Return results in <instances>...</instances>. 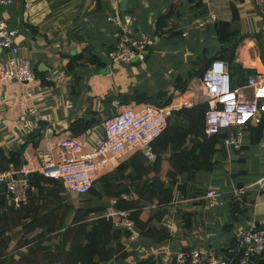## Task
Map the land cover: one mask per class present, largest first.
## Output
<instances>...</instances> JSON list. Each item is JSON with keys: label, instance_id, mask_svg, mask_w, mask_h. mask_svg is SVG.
Masks as SVG:
<instances>
[{"label": "crops", "instance_id": "crops-1", "mask_svg": "<svg viewBox=\"0 0 264 264\" xmlns=\"http://www.w3.org/2000/svg\"><path fill=\"white\" fill-rule=\"evenodd\" d=\"M109 11V0H13L10 5H0V23L19 30L16 43L20 56L32 60L35 73L32 82L0 78V148L6 155L28 141L24 151L41 159L46 141L68 131L77 118L95 112L101 120L95 127L100 126L104 118L125 106L140 104L136 98L141 93H164L173 96L172 100L191 98L195 104L207 102L202 91L204 74L199 72L230 45L220 40L216 29L219 21H229L230 30L238 32L232 39L238 41L234 58L237 71L229 65L234 81L236 78L240 84L242 74L247 79L252 72L264 73V0H129L125 11L134 17L133 28L155 41L142 57L129 63H111L108 58L120 39L118 28L108 20ZM210 14L217 15L216 22L199 27L198 20ZM6 53L0 50V62H5ZM44 78L48 83H42ZM179 78L187 81L184 92L175 87ZM30 90L33 96L27 94ZM178 120L171 117L172 122ZM33 132L39 134L35 140ZM244 133L241 149H219L214 169L198 171L188 182L187 194L176 190L169 213L162 221L152 222L155 227L167 228L169 238L155 241L135 229L123 239L131 254L105 264H137L149 256L155 264H172L179 250L194 248L202 249L205 256H223L234 247L239 226H248L253 215L264 220V191L251 187L243 200L236 201L231 195L235 185H249L264 174V157L251 151L264 150L250 145L248 127ZM171 147L162 153L164 157L171 154ZM213 188L223 193L215 207L206 198ZM110 202L107 209L115 199ZM146 207L155 205L148 203Z\"/></svg>", "mask_w": 264, "mask_h": 264}, {"label": "trees", "instance_id": "trees-1", "mask_svg": "<svg viewBox=\"0 0 264 264\" xmlns=\"http://www.w3.org/2000/svg\"><path fill=\"white\" fill-rule=\"evenodd\" d=\"M237 16L234 12L235 19ZM164 19L165 16L161 17V22ZM216 24L220 40L230 45L214 59L224 57L232 65L238 43L232 39L238 32L230 30L229 21ZM211 61H207L199 75L204 74ZM72 66L74 63H69V67ZM42 80L48 83L45 78ZM186 83L179 78L175 87L184 92ZM166 95L141 93L136 101L163 106L173 98ZM208 108L209 104L202 102L175 111L173 115L179 120L172 122L169 118L168 126L153 142L156 158L151 159L143 151L135 152L101 175L81 205L70 201L61 179L39 171L29 174V182L35 190H29L27 203L19 207L11 201L6 184L0 183V264H105L131 254L125 249L123 239L130 237L135 229L155 241L169 238L171 233L167 228L155 227L152 222L162 221L169 213L168 206L173 203L176 190L187 194L188 182L198 171L214 169V156L227 135H207ZM100 122L96 113L91 112L90 117L74 120L69 130L74 136H81ZM248 130L250 145H258L264 137V116L259 123L249 124ZM38 136L33 132L31 138L35 140ZM26 143L8 155L0 148V171L24 164ZM170 147L171 154L164 157L162 153H167ZM125 194L130 197L124 198ZM112 199H115V209L129 211L133 229L116 225L112 217L105 216ZM148 203L155 207H146ZM14 232L20 236L12 248ZM137 264H155V260L149 256Z\"/></svg>", "mask_w": 264, "mask_h": 264}, {"label": "built area", "instance_id": "built-area-1", "mask_svg": "<svg viewBox=\"0 0 264 264\" xmlns=\"http://www.w3.org/2000/svg\"><path fill=\"white\" fill-rule=\"evenodd\" d=\"M121 1L109 0L108 20L120 33L118 43L108 52L111 63H129L142 57V52L155 43L149 34L135 31L134 17L130 12L121 10ZM12 2L0 0V5ZM216 20L217 15L210 14L198 20L197 25L205 27ZM18 31L4 22L0 23V50L7 52L5 62H0V78L32 82L35 80L32 60L20 56L16 43ZM236 81L228 62L219 58L211 61L202 78L204 100L209 104L206 133L208 136L227 134L220 148L240 149L244 144L246 128L249 124L259 123L264 116V73L249 74L243 84ZM33 93V90L27 91L29 96ZM195 103L191 98L178 97L163 106L132 104L104 118L100 126L91 129L87 135L74 136L69 130L53 135L46 141V152L41 159L32 158L25 150L24 164L0 171V183L6 184L11 201L18 207L27 203L29 190L34 189L29 182V174L34 171L61 179L67 193L87 195L101 175L135 152L143 151L155 159L153 142L168 126L169 118L175 111ZM258 148L264 150V137ZM251 187L264 191V174L249 185H235L231 191L232 199L243 200ZM129 197L124 195V198ZM222 197L223 193L215 188L206 194L211 207L219 205ZM105 216L112 217L116 225H132V221L126 218V211L113 206L107 209ZM234 242V247L223 256L216 253L205 256L199 248L179 250L172 264H258L264 259V220L251 216L248 226L236 229Z\"/></svg>", "mask_w": 264, "mask_h": 264}, {"label": "rangeland", "instance_id": "rangeland-1", "mask_svg": "<svg viewBox=\"0 0 264 264\" xmlns=\"http://www.w3.org/2000/svg\"><path fill=\"white\" fill-rule=\"evenodd\" d=\"M232 67H233V69H236V71H237V67H235V65H234V63H232ZM239 73V72H238ZM244 79H245V81H246V77L244 78V76H243V74L241 75V77H239V83L240 84H243V81H244ZM244 81V82H245ZM252 152L253 151H255V152H258V154H259V156L260 157H264V151H256L255 149H252L251 150ZM253 154H254V152H253ZM69 199H70V201H72L75 205H81L82 203H83V198H88V194L87 195H83V196H81V195H70L69 194ZM14 241H13V243H12V248L15 246V244H16V241L15 240H17L18 239V237L20 236V234L19 233H16V232H14Z\"/></svg>", "mask_w": 264, "mask_h": 264}, {"label": "water", "instance_id": "water-1", "mask_svg": "<svg viewBox=\"0 0 264 264\" xmlns=\"http://www.w3.org/2000/svg\"><path fill=\"white\" fill-rule=\"evenodd\" d=\"M128 1H129V0H122V1H121L120 7H121V10H122V11H125V10H126V8H127V4H128ZM207 58L211 60V59L213 58V56H209V55H207ZM258 264H264V259H261V260L258 262Z\"/></svg>", "mask_w": 264, "mask_h": 264}]
</instances>
